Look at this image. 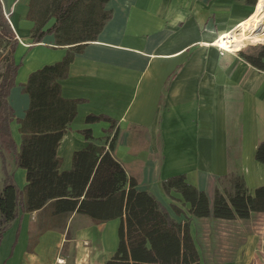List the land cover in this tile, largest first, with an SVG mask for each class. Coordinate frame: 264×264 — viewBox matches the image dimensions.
<instances>
[{
    "label": "crops",
    "instance_id": "obj_1",
    "mask_svg": "<svg viewBox=\"0 0 264 264\" xmlns=\"http://www.w3.org/2000/svg\"><path fill=\"white\" fill-rule=\"evenodd\" d=\"M29 1L0 0L16 35L12 58L19 67L8 95L16 149L18 121L29 102L23 92L28 76L70 54L67 75L58 83L61 96L77 104L56 149L59 171L72 169L73 154L88 145L86 134L106 149L114 136L113 156L135 179L136 189L161 204L167 217L161 227L180 240L178 252L175 239H168L161 257L143 249L133 257L128 245L124 263L264 264V212L246 219L212 215L216 190L228 197L236 178L251 193L264 186V166L255 158L264 140V70L250 63V52L233 48L258 22L264 3L108 0L109 19L93 41L77 48L57 45L52 33L34 39ZM54 21L50 18L43 30ZM88 116L100 119L88 121ZM13 169L23 189L26 170ZM175 176L205 193L210 216H195L178 191L164 188ZM122 221L125 215L96 221L86 213L58 212L55 200L32 212L18 207L1 235L0 264H108L119 246ZM132 223L134 246L150 226ZM186 244L192 257L185 258ZM150 246L146 239L145 250Z\"/></svg>",
    "mask_w": 264,
    "mask_h": 264
},
{
    "label": "trees",
    "instance_id": "obj_2",
    "mask_svg": "<svg viewBox=\"0 0 264 264\" xmlns=\"http://www.w3.org/2000/svg\"><path fill=\"white\" fill-rule=\"evenodd\" d=\"M255 1V0H253ZM108 0H30L27 18L35 22L34 39L52 33L59 46L75 45L93 41L110 17L106 9ZM257 0L254 4L256 5ZM50 18L54 23L43 30ZM12 37L10 59L0 81V140L8 151L15 155L17 165L26 170V185L19 189L11 174L5 173L0 191V239L3 231L16 218L18 207L32 212L42 208L48 201L55 200L58 212L76 211L89 214L96 221H105L125 215V223L119 229V246L108 264H125L128 245L132 256L136 249L148 256H163L168 248V239H175L179 252L180 240L171 229L162 228L167 220L164 208L147 191L136 189V181L128 176L123 166L113 156L114 136L105 145L96 143L86 134L88 145L73 154V166L69 171H59L60 158L56 155L59 141L67 125L76 113L75 100L64 99L60 94L59 79L66 77L72 55L67 54L60 63L47 65L32 72L23 87L29 96V106L23 119L19 120L21 143L16 149L9 124L13 109L8 102L10 89L14 86L18 64L12 54L16 47V35L9 21L4 19L0 2V35ZM250 46H262L248 56L250 63L264 70V11L258 22L244 33L238 45L233 48L245 51ZM88 116V121L99 120ZM255 158L264 166V140L259 144ZM234 191L228 197L216 190L212 215L219 219H246L252 212H264V186L253 193L244 186L243 180H234ZM166 190L175 189L190 204L195 216H210L209 202L204 192L184 182L183 176H175L163 182ZM133 220L137 225H149L142 229L150 243L145 250V237L135 242ZM132 221V222H131ZM173 234V235H172ZM187 239V238H186ZM128 240V242H127ZM192 247L185 246V258L192 257ZM120 262V263H119ZM127 264V263H126Z\"/></svg>",
    "mask_w": 264,
    "mask_h": 264
},
{
    "label": "rangeland",
    "instance_id": "obj_3",
    "mask_svg": "<svg viewBox=\"0 0 264 264\" xmlns=\"http://www.w3.org/2000/svg\"><path fill=\"white\" fill-rule=\"evenodd\" d=\"M3 16H4V19L6 20L7 19L6 15L3 14ZM12 40L13 39H12L11 35H7L6 33L0 35V81H1V76L6 71V67H7L8 61L10 59V49L12 47ZM260 48H262V46L261 47L260 46H250L247 49V51L252 54V53H256V51ZM28 100H29V96H28ZM28 106H29V102H28ZM28 106L23 112L24 115L26 113V110L28 109ZM11 108L14 109L12 105H11ZM16 117L20 118L18 116H15V118ZM12 119H13V116H12ZM21 119H23V117L20 118L19 120H21ZM11 122L9 124V130H10V134L12 137V130L14 131V133H16V127L14 126V124H11ZM13 156L14 155L11 151H8L5 147H3V144L1 143V140H0V191H1L3 184H4L5 173L7 172V174L12 175L13 171H14L13 168H15V166L19 167L17 165L16 160L13 159ZM12 179L14 181L13 175H12Z\"/></svg>",
    "mask_w": 264,
    "mask_h": 264
},
{
    "label": "bare ground",
    "instance_id": "obj_4",
    "mask_svg": "<svg viewBox=\"0 0 264 264\" xmlns=\"http://www.w3.org/2000/svg\"><path fill=\"white\" fill-rule=\"evenodd\" d=\"M261 1V3H264V0H260ZM263 8V7H262Z\"/></svg>",
    "mask_w": 264,
    "mask_h": 264
},
{
    "label": "built area",
    "instance_id": "obj_5",
    "mask_svg": "<svg viewBox=\"0 0 264 264\" xmlns=\"http://www.w3.org/2000/svg\"><path fill=\"white\" fill-rule=\"evenodd\" d=\"M221 49V48H220ZM221 50H223V49H221Z\"/></svg>",
    "mask_w": 264,
    "mask_h": 264
}]
</instances>
